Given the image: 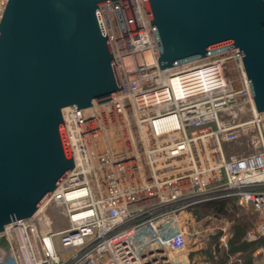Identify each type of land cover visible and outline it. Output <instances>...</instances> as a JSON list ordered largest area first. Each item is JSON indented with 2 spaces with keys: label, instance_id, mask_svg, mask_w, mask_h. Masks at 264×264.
Listing matches in <instances>:
<instances>
[{
  "label": "built area",
  "instance_id": "built-area-1",
  "mask_svg": "<svg viewBox=\"0 0 264 264\" xmlns=\"http://www.w3.org/2000/svg\"><path fill=\"white\" fill-rule=\"evenodd\" d=\"M99 11L121 88L106 102L61 109L73 167L41 209L3 226L0 264H213L228 250L229 221L192 208L220 197L253 210L245 239L264 241V111L239 49L160 69L144 0ZM146 51L151 63L137 57ZM242 136L247 151L226 152ZM48 205L66 227L53 229Z\"/></svg>",
  "mask_w": 264,
  "mask_h": 264
},
{
  "label": "water",
  "instance_id": "water-1",
  "mask_svg": "<svg viewBox=\"0 0 264 264\" xmlns=\"http://www.w3.org/2000/svg\"><path fill=\"white\" fill-rule=\"evenodd\" d=\"M109 1L119 0L5 1L0 230L31 216L73 167L61 109L106 102L121 88L99 11ZM144 3L160 69L236 46L255 109L264 111V0Z\"/></svg>",
  "mask_w": 264,
  "mask_h": 264
},
{
  "label": "rangeland",
  "instance_id": "rangeland-1",
  "mask_svg": "<svg viewBox=\"0 0 264 264\" xmlns=\"http://www.w3.org/2000/svg\"><path fill=\"white\" fill-rule=\"evenodd\" d=\"M246 143H247V136H242V138L238 142L225 144L226 152L247 151L248 148L246 147ZM45 212L46 214H48V216L53 222L52 224L53 229L57 230V229H61L67 226V220L65 219V217H63L60 214V208L57 207L56 205H48L45 208ZM199 213L201 215L200 214L197 215L193 212V214H195L197 217H201L203 215H210L212 217H217V219L225 218L226 220L229 221L228 226L230 228L232 235L228 239V247H229V241L232 238L233 232H234L233 225L236 224V222L240 221L241 217L242 219L246 220L249 223V228L247 230L252 229L257 223L256 213L248 207L244 208L243 206L239 205L237 202L235 203V205L229 206V208L225 212L209 210L206 212L200 211ZM216 224L221 225L220 223H216ZM217 236H218V233L211 236L210 240L211 241L215 240ZM253 252H254V255H253L252 261L254 262V264L256 263V261L260 262V260L264 259L263 253L257 254V252H255V248Z\"/></svg>",
  "mask_w": 264,
  "mask_h": 264
},
{
  "label": "trees",
  "instance_id": "trees-1",
  "mask_svg": "<svg viewBox=\"0 0 264 264\" xmlns=\"http://www.w3.org/2000/svg\"><path fill=\"white\" fill-rule=\"evenodd\" d=\"M236 201V197H220L204 203L196 204L195 206H193L192 210L197 215L200 214V211L206 212L209 210L225 212L229 208V206L235 205ZM240 219V221L236 222V224L233 225L234 232L232 238L229 241L227 252L229 254L238 252L239 255H241L243 258V263L250 264L254 248L258 244L263 243V239L260 238L252 242L247 241L245 239V232L249 228V223L246 220L242 219V217ZM227 255L228 254L220 255L218 264H225Z\"/></svg>",
  "mask_w": 264,
  "mask_h": 264
},
{
  "label": "crops",
  "instance_id": "crops-1",
  "mask_svg": "<svg viewBox=\"0 0 264 264\" xmlns=\"http://www.w3.org/2000/svg\"><path fill=\"white\" fill-rule=\"evenodd\" d=\"M218 223L222 224L221 221H218ZM251 242H252V241H251ZM263 243H264V241H263ZM263 243H260V244H258V245L255 247V252H256V250L258 249L259 246H262V245H263ZM194 249H195V248H194ZM206 253H207L206 255L210 257L211 254H210L209 249L206 250ZM223 254H225V255L228 254L227 257H226V260H225V264H227V261H228L227 258H228L230 255H232V254H229L227 251H223L221 254H219V258H218V260L214 261L213 264H218V262H219V260H220V255H223ZM197 255H198V254H197ZM233 255H235L236 257H239L240 260H239V262L235 260L232 264H234V263H236V264H244V263H243V258H242L241 255H239L238 252L233 253ZM253 255H254V252H252V256H251L250 264H253V261H252V259H253ZM198 256H199V255H198Z\"/></svg>",
  "mask_w": 264,
  "mask_h": 264
},
{
  "label": "bare ground",
  "instance_id": "bare-ground-1",
  "mask_svg": "<svg viewBox=\"0 0 264 264\" xmlns=\"http://www.w3.org/2000/svg\"><path fill=\"white\" fill-rule=\"evenodd\" d=\"M3 5H4V0H0V13L2 12V8H3ZM137 57H139V60H145L146 62H148V63H151L152 61H153V55H152V53H150L149 51H146L144 54H143V56L142 55H138ZM93 103H94V101H93ZM65 108V107H64ZM62 109V111H64L65 109ZM96 108V106L95 105H93V108L92 109H95ZM101 117L99 116V119H100ZM42 206L43 205H41V206H39L40 208L39 209H41L42 208Z\"/></svg>",
  "mask_w": 264,
  "mask_h": 264
}]
</instances>
